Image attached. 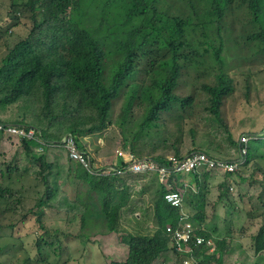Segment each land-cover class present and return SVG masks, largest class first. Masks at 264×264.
<instances>
[{"label":"trees","instance_id":"obj_1","mask_svg":"<svg viewBox=\"0 0 264 264\" xmlns=\"http://www.w3.org/2000/svg\"><path fill=\"white\" fill-rule=\"evenodd\" d=\"M236 1L186 0L193 10L187 16L182 13L184 7L171 0H12L9 18L18 25L27 19L32 29L8 46L0 68V123L35 127L46 143L37 145L26 139L20 143L0 132V212L20 207L24 196L11 189L17 175L24 172L42 184L44 193L35 206L40 210L37 222L43 231L34 242L37 250L51 246L48 240L53 230L42 220L47 209L63 223L72 218L79 220L81 230L89 227L91 241L98 244L107 264H177L166 226L177 225L179 211L165 202L166 190L156 176H92L65 150L51 144L70 132L80 149L92 154L88 144L95 141L98 164V158L114 154L112 148L100 143L108 129L118 131L115 147L149 156L152 150L156 152L157 144H170V136L176 129L183 130L185 118L197 112V105L207 106L199 117L205 123L210 122L209 113L219 118L222 104L233 92V80L224 71L223 48L214 51L218 65L208 66L196 60L204 55L200 48L207 42L199 43V48L192 37H198L200 30L208 38L209 29H219L223 15ZM254 16L264 22L263 15ZM249 40L264 51V24ZM208 69L215 74L214 82ZM191 70L200 73L198 79H205L207 102H202L206 98L203 93L195 96L202 86H195L189 94L179 91L183 80L192 76ZM190 136V150L206 152L217 144L215 138H208L209 147H198L196 137ZM225 141L237 144L230 133L221 140ZM179 143H184L183 136L172 143L177 153ZM257 145L249 146L250 169L241 177L254 178L258 170L264 174V140ZM37 147L43 151L37 153ZM156 160L164 161V157ZM143 180L141 192L153 194L151 207L132 201L133 185ZM256 183L261 184L259 180ZM202 191L190 192L188 205L196 210L194 220L204 223L206 194ZM223 198H229L226 183L222 184L220 200ZM92 200L100 205L101 217L96 222L88 221V215L97 211ZM136 209L142 213L137 224L128 219ZM151 221L154 228H149ZM237 240L218 238L217 252L205 256L202 264H264V226L254 237L251 254L244 248L240 251ZM119 254L125 257L123 261L114 258ZM23 263L25 260L19 264Z\"/></svg>","mask_w":264,"mask_h":264},{"label":"clouds","instance_id":"obj_2","mask_svg":"<svg viewBox=\"0 0 264 264\" xmlns=\"http://www.w3.org/2000/svg\"><path fill=\"white\" fill-rule=\"evenodd\" d=\"M171 3H176V5H182L184 7L182 13L186 14L187 16H190L193 12L192 8L188 5V2H186V0H171ZM237 10L242 11L244 13L246 17V22L248 26L251 28V32L248 35V41L250 42L249 38L253 33L255 32L260 33L262 31L264 22L262 20L257 21L254 15H258V14L263 15L262 17L264 18V0H250L249 2H247L246 0H237L235 4L233 5L231 4L230 8L223 15L221 25L224 22H228L229 12H235ZM212 30H217L218 35L221 34L220 27L219 29H217V27L213 29H209V31L206 33L208 38H205L203 36L204 37L203 41H201L200 43L207 42V45L203 46L202 48L204 50L206 49L209 50L210 48H212V51L209 50L210 52L208 53H211L215 60L214 57L215 48H219L220 46H222L224 51V47L222 44L217 45L216 43L214 45L208 46L210 42L209 33ZM199 32H201L202 35L205 33L204 31H200V30ZM250 43H254V42H250ZM255 44L261 49L264 56V51L262 50V46H260L257 43ZM197 46H199L200 48V44H198ZM186 52H190V51H186ZM204 53L206 54L205 51ZM222 58L224 59L226 66V58L223 56ZM196 60L201 62L197 58ZM2 65H3V61H2ZM215 65H218L216 60H215ZM224 71H225V67H224ZM263 71L264 68L260 69L258 74L260 76L261 74L264 75ZM228 75L233 80V77L230 74ZM204 85L205 83L202 84V88L196 92L195 96L199 97L203 93L205 97L207 95L209 97V94L207 92H204V88H203ZM232 87H233V92L230 95H228L227 98L236 93L234 80L232 82ZM260 92L264 93L261 90V85L257 84L255 90L253 91L254 93L253 101L248 99V96H245L246 103L253 104L254 101L256 103V101L260 98L262 102L261 105L264 106V97L260 94ZM226 100L221 106L223 107V110L220 108L219 118H215L214 115L209 113L210 122L206 124L210 126V131L214 133V136L208 133H205V135L207 138H209V140L215 138L217 140V144L215 145L214 149L208 150L206 152L197 148H193L192 150H190L191 147L190 146L186 147L185 140L184 143H179L178 145L175 144L176 146L179 147V153L175 151L173 146L174 143H173L171 144L174 150L173 153H168L166 155L161 154V152H155L154 155L137 156L136 153L132 151H129L123 147H117L116 151H114L113 156L111 157L104 156V157H108L105 160L103 159L104 157H100L98 158L99 162L97 164L95 162V151H93L94 149L93 146L96 143L95 141L89 142L88 144L90 150L92 151V154H89L88 152L80 149L74 135L70 132L67 133L60 142L51 145L53 147H58L61 150H65L68 153L69 158L72 161H75V164L81 165L92 176H98L109 179H115L119 177L128 178L132 176H147V178L145 179H148L151 176H156L159 184L162 185L166 190L164 194L165 202L174 209H177L179 211V218L177 220V225L173 226L172 224H169L166 226V236H168L170 239L169 248L172 249L177 254L178 256L177 264H202V260L205 256L208 255L210 256L217 252L218 249L217 240L218 238H222V237L219 236L218 229L213 219V215L217 213V210L216 212H212V218L211 219L209 218V213H210L209 196L211 195L212 191L215 189V191H218L217 197L220 200V194L222 192V184L226 183V186L229 187V195L232 193L234 194L236 192L235 195H237L236 197H238L239 200H241L242 197H246L245 201L247 203L243 206V209L245 210V218L243 222H245L246 225L244 224L241 227L243 230L239 232L234 226L240 225L241 220L239 222H235L234 220L233 223L234 226H231L230 230L231 231L235 230L237 234L240 235L242 238L244 237L248 238L246 243L249 247H247L246 250L249 251L251 254L253 252L254 237L257 235L259 229L262 226H264V188L256 187V184L264 185V181L262 178L263 173L260 170H258L257 172L254 173V178L252 177V175L250 177H241L240 174L248 170V168L250 169V166L248 165V156L250 153L249 146L257 145L259 141L264 140V129L260 133L257 132L249 133L247 131L240 130L238 136L237 135L234 136L233 133L228 130L224 131L225 126L222 124L221 121L229 120L227 116L224 115ZM198 106H200V104L195 107L196 111H198ZM202 107L203 109H205L207 106H202ZM189 111H191V109H189ZM242 124L243 121L240 122V128ZM0 126L2 127L0 129V132H3L5 135L9 136L8 138H10L11 140H17L18 142L21 143L23 140L26 139L28 141L35 142L37 145H44L46 143L43 138V134L35 127L27 129L25 127L17 126L14 124H4V123H0ZM9 128H17L20 130H24L26 133H29L30 131L33 130L34 135L31 138L21 137L10 133L8 131ZM217 129L221 130V135L217 133ZM227 133L233 135L235 142L237 144L232 145L226 141L221 142V140H223L226 137ZM196 139L198 141V147L210 146L201 143L203 142L202 141L203 137L198 138V136H196ZM243 139H245V141ZM69 142H72L75 151L86 159L88 164H90L89 167H86L80 160L72 157V149L68 146ZM100 143L106 145V141L103 137L100 139ZM230 146H234L233 150L229 148ZM42 151H43L42 148L40 147L36 148L37 153H41ZM236 153L237 156L235 157ZM201 155H204L207 158V161L204 160L201 162L198 161V156ZM157 156L164 157V161H157L156 160ZM6 161L9 162V160ZM142 164L144 165L155 164L158 168L137 169V167ZM188 167L190 168L188 169ZM162 168H165L167 170L165 176H163L160 172ZM210 173L219 175V178L222 176V178L219 180L217 185L215 184L213 179L210 178ZM256 173L262 174L259 177L260 180L256 178L255 176ZM24 177L29 178L32 176H29L28 174L22 172L21 176L17 175L18 180H14V181H21L22 183L21 187H23ZM196 179L199 180L198 185L196 183ZM144 180L139 181L138 186L133 185L134 192L132 196V201L134 203H139L143 206L146 205L151 207L153 194L149 191H145L144 193L141 192V184L145 183ZM257 180H259L261 184L256 183ZM35 182H37L38 184L40 183L38 180H36ZM236 185H239L238 189L236 188ZM201 191L203 192V194H206L205 212H204L206 213V221L204 223H202L199 220H194L196 215V210H194L188 205L189 193L193 192L194 194H199ZM135 192L137 193V197H138L137 200L135 199L134 196ZM149 195H151L150 202H147L144 199V197L148 198ZM168 195H177V201L175 203L170 202L167 199ZM227 199L228 198H223V200H220V202ZM91 202L93 203V205L96 206L97 211L96 214L91 213L90 216L88 215V221L90 218L93 222H96V219L101 217L100 209H99L100 205L96 204L95 200H92ZM37 210L38 211L34 214L36 216V222H37V217L39 216L38 212L40 211L39 209ZM44 210L46 213L48 212V214L51 213V211L47 209ZM46 213L42 217L45 227H47L45 221ZM123 215L127 216L125 213H123ZM132 215L133 217H135V219L132 220H138L137 222H135V224L140 223L142 221V213L140 210L138 211L135 210L133 214L128 216V219H131ZM227 218H229V216H227ZM48 222L50 221L48 220ZM258 222H260L261 224L258 225ZM151 224H153L152 221L149 222V228L151 227L154 228V225L151 226ZM246 229L253 231L250 233L243 232ZM92 235L93 233L90 231L89 227H85L83 228V230H81V233L75 235L73 238L87 239L90 241V244L96 245L98 247L97 243L91 241ZM226 236H230V233L228 232ZM236 238L239 240L240 243H242L241 238L239 237ZM126 250L129 251V248H126ZM97 251L99 252V254H101L99 248L97 249ZM119 255L123 258L122 259L123 261L125 257L121 254ZM159 260L162 262L164 258L161 256Z\"/></svg>","mask_w":264,"mask_h":264},{"label":"rangeland","instance_id":"obj_3","mask_svg":"<svg viewBox=\"0 0 264 264\" xmlns=\"http://www.w3.org/2000/svg\"><path fill=\"white\" fill-rule=\"evenodd\" d=\"M11 5L12 0H0V67L4 57L8 53V46L15 45L20 36H26L32 29V24L27 19L23 20L21 24L18 25L9 18ZM220 28V35H218L217 30H212L209 33L210 42L208 46L214 45L215 43L217 45H223L224 51L222 52V56L226 58L225 71L233 77L236 87V93L226 100L224 115L227 116L229 120L221 121L225 126L224 131L228 130L232 132L234 136H238L240 130L249 133H260L264 129V106L261 105L262 102L260 98L256 103L255 101L253 104L246 103L245 96H248V99L253 101V91L257 84L261 85V90L264 92V75L261 74V77L258 74L259 70L264 68L263 53L255 43H250L248 41L251 28L248 26L246 17L242 11L237 10L235 12H229L228 22L222 23ZM203 38L202 33L199 32L198 37L193 35L192 40L196 41L198 45L203 41ZM209 50L212 51V48ZM201 52L204 55L198 57V60L202 63H206L208 66L215 65V60L211 53L205 54L203 48H201ZM191 73L192 76H187L183 80V86L179 89L182 94L191 93L195 86L201 88L205 81L203 78L198 79L200 76L199 72L191 70ZM207 75L212 78V82H214L215 74L213 71L208 69ZM260 94L264 97V93L260 92ZM207 98L208 95L202 102H207ZM221 109L223 110V107H221ZM202 110L203 107L200 105L196 113H190V116L185 118L183 130L181 132H178L177 129L174 131L172 136H170L172 140L169 141V145L165 146L156 143V152H161V154L165 155L173 153L174 150L171 144L174 143L178 136L184 137L186 147L190 146V134L195 137L198 136V138L203 137L205 141L201 143L210 145L205 133L212 136H214V133L210 131V126L208 124L199 119ZM118 114L119 112H116V115ZM241 121H243V124L240 128ZM217 133L221 135V130L217 129ZM103 138L106 141V147L116 151L117 147L114 146V143L118 138V131L115 128L108 129ZM253 146L258 148V145ZM229 148L233 150L234 146H230ZM154 152L152 150L151 155H154ZM236 156L237 153L235 154V157ZM106 158L108 157H104L103 159L105 160ZM262 159L261 164L264 167V157H262ZM260 175L262 174H255L258 179ZM262 176L264 181V174ZM29 178H23V187H21V181H14L11 184V189L18 192V196L21 194L24 196L22 201L18 204L20 206L19 209L16 210L15 207H13V209L7 213L0 212V249L5 250V252H0L2 253L0 254V262L2 261V264H19L25 260V264H106L103 256L97 251L98 247L96 245L90 244V241L87 239L73 238L75 235L81 233V223L78 219L73 221L71 218L70 222L64 221L63 223L59 216H55V214L51 213L48 214V212L46 213L45 221L47 227L53 230L51 233L52 236L48 240L51 246L44 245L42 250H37L34 242L36 239L43 236V231L39 228L34 214L38 211L35 206L39 199H41L44 188L41 186L42 184L40 185V183L38 184L35 182V178ZM210 178L213 179L217 185L222 176L219 178V175L210 173ZM7 186L10 187L9 183ZM238 187L239 185H236L237 189ZM235 194L236 192L230 194L227 200L220 202L217 197L218 191L214 189L209 196V218L211 219L212 212H216L217 210V213L213 215V219L220 237H227L226 235L229 232L230 237L234 241H236V237L241 238V251V249H247V247H249L246 243L248 238H242L235 230L231 231L230 227L234 226V220L235 222L241 220V224L234 227L239 232L243 230L241 228L245 224V222H243L245 218L243 206L247 202L245 201L246 197H242L241 200H239ZM134 196L137 200L138 197L136 192ZM150 198L151 195H149L148 198L144 197L147 202H150ZM227 216H229V218H227ZM132 219H135L133 215L130 220L133 223L138 221ZM48 220L50 222H48ZM260 224L261 223L258 222V225ZM11 226L14 228L11 229ZM146 226V223H144L143 227ZM54 230H57L59 233H55ZM252 231L253 230L246 229L243 232L250 233ZM67 232L74 233V235L69 237L62 236V234ZM115 259L122 260L123 258L120 255H116Z\"/></svg>","mask_w":264,"mask_h":264},{"label":"built area","instance_id":"obj_4","mask_svg":"<svg viewBox=\"0 0 264 264\" xmlns=\"http://www.w3.org/2000/svg\"><path fill=\"white\" fill-rule=\"evenodd\" d=\"M2 127L0 126V129ZM8 131L12 134H15V135H18V136H21V137H33L34 135V131H30L29 133H26L24 130H20V129H17V128H9ZM245 141V139H243ZM68 146L72 149V157H74L75 159H78L80 160L86 167H89L90 164H88V162L86 161V159L84 157H82L81 155H79L74 147H73V144L72 142H69ZM207 161V158L204 156V155H201V156H198V161ZM194 163V161H193ZM144 168H149V169H154V168H158L155 164H142L140 166L137 167V169H144ZM190 167H188L189 169ZM161 174L163 176H165V174L167 173V170L165 168H162L160 170ZM167 199L170 201V202H173L175 203L177 201V195H168L167 196Z\"/></svg>","mask_w":264,"mask_h":264}]
</instances>
